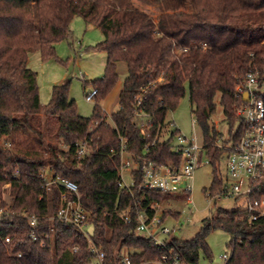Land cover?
Returning a JSON list of instances; mask_svg holds the SVG:
<instances>
[{
  "label": "trees",
  "instance_id": "obj_1",
  "mask_svg": "<svg viewBox=\"0 0 264 264\" xmlns=\"http://www.w3.org/2000/svg\"><path fill=\"white\" fill-rule=\"evenodd\" d=\"M140 1L0 0V141L22 133L33 136L38 147L22 151L0 144V204L8 209L0 220V264H93L92 245L105 253V264H121L124 255L133 264H158L168 250L176 251L183 264H199L201 255L211 259L207 238L218 229L231 236L225 264H264V213L252 220L245 208L218 211L203 221L192 240L166 238V249L139 236L137 213L153 217L154 206L171 193L140 190L139 172L130 190L120 186V140L99 105L117 86L118 66L125 63L128 75L111 120L124 132L128 153L136 159L157 141L147 157L179 167L181 156L172 139L157 140L158 126L175 112L188 88L213 166L206 193L218 194L225 188L219 167L226 151L214 146L224 134L216 130L213 118L220 105L231 135L224 142L235 143L242 130L237 108L244 104L239 89L250 72L264 80V0H207L214 12L162 13L157 20L138 6ZM76 17L101 30L104 40L97 49L107 53L105 74L93 83L98 94L91 117H82L70 100V83L53 88L42 112L38 74L28 65L37 50L45 62L57 59L56 44L69 37ZM181 48L188 50L179 53ZM144 89L139 108L155 117L147 136L140 134L134 119L136 98ZM46 137L66 148L46 144ZM83 142L90 152L80 158L77 145ZM43 171L79 186L80 203L90 216L88 230L68 228L56 217L64 189L53 185L47 193L39 177ZM6 185L9 202L1 190ZM263 198L264 179L251 195L253 201ZM129 208L131 223L125 220ZM31 215L39 219L43 240L30 237ZM167 218L164 213L162 223Z\"/></svg>",
  "mask_w": 264,
  "mask_h": 264
},
{
  "label": "built area",
  "instance_id": "obj_2",
  "mask_svg": "<svg viewBox=\"0 0 264 264\" xmlns=\"http://www.w3.org/2000/svg\"><path fill=\"white\" fill-rule=\"evenodd\" d=\"M187 50V48H181L178 52L182 53ZM76 77L84 79L82 74ZM239 90L244 99V104L237 108L242 125L241 134L235 143H225L224 137H218L214 143L217 149L226 151L224 159L226 160L227 179L231 180V184L218 194L212 195L211 192H207V198L209 205L213 200H219L222 197L244 198L248 218L256 220L259 215L264 213V198L260 201L251 199L254 186L264 179V100L262 98L264 96V80H261L257 73L250 72L246 75L244 85ZM144 92L145 89L136 98L137 109L134 119L140 134L147 136L155 126V117L153 114L139 108L142 104L141 98ZM97 94L98 90L96 88L92 89L86 94V100L88 102L94 101ZM108 122L117 130L121 144V187L130 190L135 184V173L139 172L141 174L140 190L165 193L181 192L187 194L189 197L188 203L193 204L191 195L195 172L204 165L211 164V158L207 154L204 139L203 137L200 139L197 135L199 126L195 116L193 117L194 133L191 136L182 132L174 117L171 121L166 120L165 123H160L158 126L157 140L163 142L172 139L174 152L181 156L179 167L172 163L160 165L147 157L150 150L156 146L157 141L147 145L143 153L134 159L127 151V140L124 132L118 129L111 118L108 119ZM164 133L169 136L167 139H162ZM174 140L175 143H173ZM89 152L90 147L87 143L83 142L77 145V154L80 158L86 156ZM126 174L130 178V182H127ZM39 177L44 180V189L47 193L52 190L53 185H60L64 189L61 196L62 204L56 217L68 228L77 227L83 231L88 230L90 228V216L80 203L79 186L73 181L61 179L54 173H48L47 171L41 172ZM6 186L9 187V185ZM70 195L76 197L71 199ZM160 206L159 204L154 206L156 214L153 217L144 212L137 213L136 233L154 239L160 248L166 249V238L181 231L183 225L179 224L173 228L163 226V215L159 214ZM7 214L8 209L0 204V220ZM132 218V208H129L125 214V220L131 223ZM27 219L31 226L30 237L35 241L43 240L39 231L38 217L31 215ZM188 221L189 217L186 219L185 224ZM6 242L9 243L10 238H7ZM73 251H78V248L75 247ZM91 252L95 255L93 264H105V253L103 251L92 245ZM18 256L20 257L21 254H18ZM223 259L225 262L228 261L229 255L225 254ZM121 264L133 263L128 255H124ZM158 264L183 263L176 251L168 250Z\"/></svg>",
  "mask_w": 264,
  "mask_h": 264
},
{
  "label": "rangeland",
  "instance_id": "obj_3",
  "mask_svg": "<svg viewBox=\"0 0 264 264\" xmlns=\"http://www.w3.org/2000/svg\"><path fill=\"white\" fill-rule=\"evenodd\" d=\"M138 6L152 15L156 20L162 13H190L195 10L215 11L207 0H167L163 3L141 0ZM70 28L71 33L69 37L56 44L57 59L45 62L42 60L39 50H37L30 54L28 65L31 70L38 74L42 112H44L52 99L53 88L70 83V100L76 102L77 110L82 117H91L97 101L88 102L86 94L94 89L93 83L105 74L107 53L97 49V45L104 40V36L99 28L87 25L82 17H76L72 21ZM118 72L119 82L117 86L106 99L99 103L108 119L119 109V94L128 75L127 65L120 63ZM80 74L84 75V79L76 77ZM217 102L219 103V98H217ZM173 117L183 133L188 136L193 135L194 114L192 112L188 88L177 109L174 113L169 114L167 120L171 121ZM213 122L216 130L224 134L225 140L231 137L228 134L229 129L224 122L223 110L220 105L218 106L217 114L213 118ZM197 135L202 139L199 129L197 130ZM168 137L164 133L162 139H167ZM45 140L46 144H57L61 148H66L56 138L46 137ZM173 143H175V140ZM0 144L22 151H28L34 147L38 148L33 136L22 133H18L14 139L1 140ZM226 169V160L224 159L221 161L219 167V176L222 178L225 187L231 184V180L227 179ZM126 176L127 182H130L127 174ZM213 178V166L206 164L195 172L191 195L193 204H189L188 195L181 192L171 193L165 202L161 204L159 214L162 216L164 213H168V218L163 223V226L173 228L179 224L183 225L181 231L174 235L179 240H192L203 227V221L208 217L216 215L220 210L232 211L245 208L246 200L244 198L222 197L219 200H213L209 205L206 191L210 189ZM1 190L3 191V197L9 202L11 200L10 188L5 186ZM174 215H177L178 218L174 217ZM188 217L189 221L185 224ZM230 240L231 236L225 231L221 229L213 231L207 238L211 259H206L201 255L199 264H225L223 256L229 253L228 243Z\"/></svg>",
  "mask_w": 264,
  "mask_h": 264
},
{
  "label": "crops",
  "instance_id": "obj_4",
  "mask_svg": "<svg viewBox=\"0 0 264 264\" xmlns=\"http://www.w3.org/2000/svg\"><path fill=\"white\" fill-rule=\"evenodd\" d=\"M263 211H264V207H263Z\"/></svg>",
  "mask_w": 264,
  "mask_h": 264
}]
</instances>
